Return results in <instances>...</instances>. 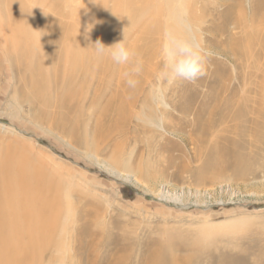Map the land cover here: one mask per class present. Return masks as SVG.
I'll return each instance as SVG.
<instances>
[{
  "label": "rangeland",
  "instance_id": "rangeland-1",
  "mask_svg": "<svg viewBox=\"0 0 264 264\" xmlns=\"http://www.w3.org/2000/svg\"><path fill=\"white\" fill-rule=\"evenodd\" d=\"M262 28L264 0H0V182L47 198L34 264H264Z\"/></svg>",
  "mask_w": 264,
  "mask_h": 264
},
{
  "label": "bare ground",
  "instance_id": "bare-ground-1",
  "mask_svg": "<svg viewBox=\"0 0 264 264\" xmlns=\"http://www.w3.org/2000/svg\"><path fill=\"white\" fill-rule=\"evenodd\" d=\"M9 177L0 182V264H34L37 243L47 238L48 234L45 222L47 218L44 214L47 210V198L39 200L37 206L35 197L39 195H35L36 188L19 182V175L11 177L15 180L13 182ZM36 211L38 212L35 213ZM46 249L44 247V251ZM163 257L161 253L154 252L146 264H171L166 259L164 261ZM118 258L115 260L116 264H133L128 249Z\"/></svg>",
  "mask_w": 264,
  "mask_h": 264
},
{
  "label": "clouds",
  "instance_id": "clouds-1",
  "mask_svg": "<svg viewBox=\"0 0 264 264\" xmlns=\"http://www.w3.org/2000/svg\"><path fill=\"white\" fill-rule=\"evenodd\" d=\"M123 40L111 46H105L102 42L97 41L94 44V46L96 47V50L99 54L103 55L105 54V52H108L115 62L123 63L128 59V56H129V52L127 48L124 46Z\"/></svg>",
  "mask_w": 264,
  "mask_h": 264
}]
</instances>
